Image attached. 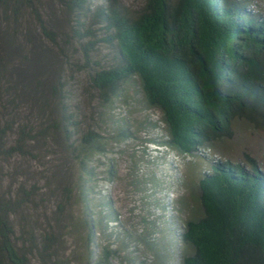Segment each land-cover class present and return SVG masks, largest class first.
<instances>
[{"label": "trees", "instance_id": "trees-1", "mask_svg": "<svg viewBox=\"0 0 264 264\" xmlns=\"http://www.w3.org/2000/svg\"><path fill=\"white\" fill-rule=\"evenodd\" d=\"M59 1L72 14L79 40L85 41L81 45L89 82L99 99L116 109L115 100L125 102L135 83L138 103L159 113L161 122L154 126L165 132L150 136V141L191 158L188 162L195 172L190 169L189 176L198 175L197 191L193 196L187 179L176 184L167 180L172 171L182 170L183 163L159 174V160L145 155L143 160L152 162V168L137 173L146 178L142 189L150 205L144 208L151 218L142 222L144 234L128 230L111 196L94 190L93 162L98 164L97 156L106 155L107 140L77 119L66 96H61L63 77L46 88L38 80L30 81L37 70L29 66L31 59L23 48L15 51L26 14L58 44L59 31L42 17L45 0H0V264H36L34 257L37 264H65L58 255L60 239L38 233L28 220L26 210L34 204L35 186H20L16 198L1 189L5 164L16 155L31 156L28 143L43 138L49 128L63 133L79 167L77 201L83 207L87 264H113L115 258L146 264L137 261V241L158 264H170L175 255L177 264H264V166L250 151H244L241 160L227 157L239 125L264 129V4L260 3L264 0H143L137 10L121 0ZM101 33L103 38L98 39ZM99 41L111 48V57L93 67L90 58ZM20 56L21 67L15 66L14 57ZM18 79L29 87L21 94ZM25 95L34 112L46 119L52 100L58 98L57 124L33 136L34 128L14 121L19 96ZM136 105L132 101L129 106ZM118 124L115 138L137 137L127 119ZM113 171L109 169L106 176L111 183L117 177ZM172 191L180 192L175 208L167 201ZM150 206L160 213L151 214ZM22 210L23 224L17 231L13 215ZM172 210L183 216L180 227ZM161 247L166 248V258L159 256Z\"/></svg>", "mask_w": 264, "mask_h": 264}, {"label": "rangeland", "instance_id": "rangeland-1", "mask_svg": "<svg viewBox=\"0 0 264 264\" xmlns=\"http://www.w3.org/2000/svg\"><path fill=\"white\" fill-rule=\"evenodd\" d=\"M121 1L133 10L139 9L144 3L143 0ZM260 3L264 4L263 2ZM42 12L45 24L59 31V33L57 32L58 44H54L46 38L38 22L32 15L26 14L23 18L22 31L19 34V47H16L15 51L23 48L26 56L31 59V63H28L29 66L32 69L35 67L37 70L36 76L31 77L30 81L38 80L44 86L46 85V88L49 87L50 83H56L59 76L63 77L65 87L61 96H66L71 110L77 114V119L81 123L83 121V126L87 129L91 126L103 134L107 140L108 151L106 155L97 156L98 164L93 162V168L97 174V179L93 183L95 185L94 190H103L105 194H109L116 203V209L124 221L122 222L124 226L140 236L144 234L142 222H145V217H149L144 206L150 205V198L146 197V192L142 189V186H146V184H142V181L146 179L142 173L149 172L152 168L150 165L152 162L146 164L143 157L147 156L154 161L159 160V174L162 171H168L170 166L176 165V162L180 165L183 163L181 165L182 170L177 168V172L172 171L170 175H167V180L176 184V180L180 178L184 181L187 179L189 189L190 191L193 190L192 194L195 196L198 175L194 178L189 176L190 169L193 168L188 162L191 161V158H184L178 153L176 156L173 150L150 141V136L165 132L161 130V126L160 128L154 126V123L161 122L159 113L151 109L147 110L138 103L140 93L135 83L134 86L128 88L127 102H123L119 97L115 100L116 109L111 110L110 106L99 99L89 82L88 68L81 45L85 41H80L76 35L79 33L75 30L72 14L59 0H45ZM97 26L95 27L97 28ZM101 38H103V34L98 39ZM110 57L111 48L106 42L99 41L90 61L93 60L94 67L101 63L105 64ZM22 59L23 56L14 57L13 64L20 66ZM16 82L18 83V94L29 88L27 87L28 84L21 83L20 79ZM28 93L30 94V92ZM26 96L24 98L19 96L18 108L15 109L13 115L14 121H19L20 124L26 123L34 128L35 130L31 134L46 128L48 125L57 124V119L60 117L58 98L52 100L50 110L46 112L48 117L46 119L45 116L34 112L32 100L29 95ZM132 101H137V105L131 108L129 105ZM52 119L54 120L52 121ZM120 119H127L134 126L135 131L137 130V137L129 141H121L117 137L115 138ZM144 120H148L150 123L144 124ZM236 132L237 137L233 141L234 143L227 146L231 151V156H226L241 160L244 151H250L259 159L261 166H264V129L259 130L251 127L250 124L242 123L237 127ZM28 148H30L31 156L16 155L5 164L4 173L6 176L1 182V189L9 196L16 198L20 186L27 189L35 186L33 193L35 190L37 193H34L32 199L34 204L30 203L26 210L30 224L37 229L38 233L45 232L52 235L53 239H60L57 248L58 255L65 264H87L90 255L85 244V232L82 230L83 207L77 201L79 167L66 148L63 133L49 128L40 140H30ZM162 160L167 162L160 163ZM199 161L197 159V162ZM109 169L114 170L113 172L117 176L113 183L106 179ZM138 169L142 173H137ZM193 171L195 172L194 168ZM130 182L135 183L130 185ZM182 189L184 191L185 188ZM95 191L93 192L94 196H96ZM172 192L167 201L170 207L173 205L175 208V200L180 192ZM191 204H193L192 201ZM151 208V214L160 213L159 209ZM169 210L171 209L169 208ZM22 212L23 210L13 215V225L17 231L22 228ZM172 213L176 215L175 219L179 224L178 220L181 222L182 214L175 213L173 210ZM162 234V236L166 235ZM117 245L120 246V244ZM135 247L137 248L136 254L130 253L131 257L135 254L137 261H144L146 264H158L153 253L146 255L143 244L137 241ZM132 249L130 248V250ZM161 251L160 257L169 256H165V247H161ZM178 258L175 255L174 260H170V264L173 262L177 264ZM33 259L34 263L37 264L36 257ZM112 262L113 264H126V260L122 261L118 258L113 259Z\"/></svg>", "mask_w": 264, "mask_h": 264}]
</instances>
